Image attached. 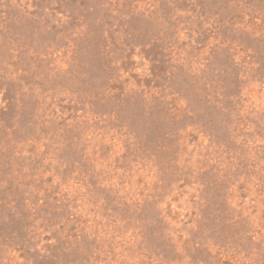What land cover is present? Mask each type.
<instances>
[{
  "label": "rangeland",
  "instance_id": "374dc122",
  "mask_svg": "<svg viewBox=\"0 0 264 264\" xmlns=\"http://www.w3.org/2000/svg\"><path fill=\"white\" fill-rule=\"evenodd\" d=\"M0 264H264V0H0Z\"/></svg>",
  "mask_w": 264,
  "mask_h": 264
}]
</instances>
